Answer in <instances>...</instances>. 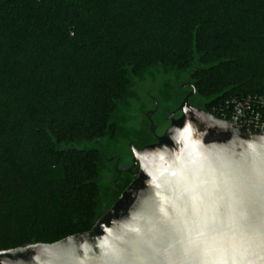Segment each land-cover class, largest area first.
Masks as SVG:
<instances>
[{"label":"trees","instance_id":"1","mask_svg":"<svg viewBox=\"0 0 264 264\" xmlns=\"http://www.w3.org/2000/svg\"><path fill=\"white\" fill-rule=\"evenodd\" d=\"M158 67L206 102L264 95V0H0V252L93 229L95 144Z\"/></svg>","mask_w":264,"mask_h":264},{"label":"water","instance_id":"2","mask_svg":"<svg viewBox=\"0 0 264 264\" xmlns=\"http://www.w3.org/2000/svg\"><path fill=\"white\" fill-rule=\"evenodd\" d=\"M195 96L193 86L160 130L150 122L155 143L134 152L135 180L90 232L0 252V264H264V130L220 121Z\"/></svg>","mask_w":264,"mask_h":264},{"label":"flooded vegetation","instance_id":"3","mask_svg":"<svg viewBox=\"0 0 264 264\" xmlns=\"http://www.w3.org/2000/svg\"><path fill=\"white\" fill-rule=\"evenodd\" d=\"M152 70L148 71L151 75L145 76L144 81H135L134 98L128 101L127 109L119 105L117 117L120 116L122 120L114 121L113 137L108 135L95 144L100 160L107 164V169H104L107 177L104 185L110 187L111 195L116 194L113 205L135 180L140 169V162L135 161L134 152L155 143L150 135V122L153 121L160 130L166 118L193 93V71L180 73L176 80L173 73ZM153 81L154 85L151 84ZM171 103L178 106L159 119L163 112L170 110ZM190 104L211 114L207 107L208 102L198 95L190 98Z\"/></svg>","mask_w":264,"mask_h":264},{"label":"built area","instance_id":"4","mask_svg":"<svg viewBox=\"0 0 264 264\" xmlns=\"http://www.w3.org/2000/svg\"><path fill=\"white\" fill-rule=\"evenodd\" d=\"M210 105L211 115L220 121L264 130V95L230 97Z\"/></svg>","mask_w":264,"mask_h":264},{"label":"rangeland","instance_id":"5","mask_svg":"<svg viewBox=\"0 0 264 264\" xmlns=\"http://www.w3.org/2000/svg\"><path fill=\"white\" fill-rule=\"evenodd\" d=\"M193 68L196 69V66H194ZM152 71H164L165 74L167 72L173 73L176 76V80H178L180 73H184V72H178V71L172 70V69H165L163 67L155 68ZM190 71H194V69L193 70H190ZM150 75H151V73L150 72H147L146 74H144V76H141L139 78H133V77H131V85L129 87V91L127 93V96L125 98L126 101L124 100L120 104L122 107H125L127 109L128 101L131 98H134V92H133V90H134V88H135L134 86L136 84L135 81L142 82V81H144L145 76H150ZM151 84L154 85V81ZM180 97L182 98L183 95H180ZM176 106H178V105H176L175 103H171L170 110H166L165 112H163V114H161V116L159 117V119H162L166 115H168L172 110H174L176 108ZM117 115H119V111H117V113H116L113 121H117V120L118 121H121L122 120L121 117L120 116L117 117ZM120 133H121V130H120ZM121 134H123V133H121ZM108 154H109V152H108ZM104 169H107V164L104 161L100 160V162H99V178H98V184H99L100 189H101V197L99 199V209H100V212H102V213L107 212L112 207V205H113V203L115 201L114 198L116 197V194L115 195H111V193H110V191H111L110 190V187L104 185V182L107 180V177L104 175Z\"/></svg>","mask_w":264,"mask_h":264},{"label":"snow or ice","instance_id":"6","mask_svg":"<svg viewBox=\"0 0 264 264\" xmlns=\"http://www.w3.org/2000/svg\"><path fill=\"white\" fill-rule=\"evenodd\" d=\"M249 168H252V165H249ZM252 172H255V169L252 168ZM256 180L257 177L255 175L250 174L249 175V200H254V189L256 187ZM259 182L262 186V189H264V167L261 168L260 173H259ZM248 230L251 234H255V232L257 231V226H256V222L255 219H250L249 224L247 225ZM260 235L261 237H264V223L261 224L260 226ZM262 242H264V240H262ZM125 253H127V255H133L137 249L134 246H130L128 249L123 250ZM146 254H150L149 252L146 251ZM108 254L104 253L102 255L101 258L107 257ZM109 259H119V256H114V257H108Z\"/></svg>","mask_w":264,"mask_h":264}]
</instances>
